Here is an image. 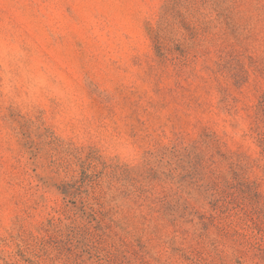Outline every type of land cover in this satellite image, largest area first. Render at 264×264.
Instances as JSON below:
<instances>
[{
  "label": "rangeland",
  "instance_id": "obj_1",
  "mask_svg": "<svg viewBox=\"0 0 264 264\" xmlns=\"http://www.w3.org/2000/svg\"><path fill=\"white\" fill-rule=\"evenodd\" d=\"M0 264H264V0H0Z\"/></svg>",
  "mask_w": 264,
  "mask_h": 264
}]
</instances>
